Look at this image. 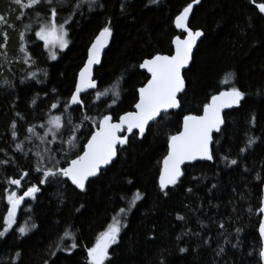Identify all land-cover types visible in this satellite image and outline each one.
<instances>
[{
  "label": "trees",
  "instance_id": "1",
  "mask_svg": "<svg viewBox=\"0 0 264 264\" xmlns=\"http://www.w3.org/2000/svg\"><path fill=\"white\" fill-rule=\"evenodd\" d=\"M194 1L159 0L156 4L152 0H98L102 7L93 6L95 11L88 12L85 6L83 18L77 17L69 24L71 42L55 61L43 51V43L36 41L31 32L27 33L30 50L40 45L29 67L19 51L20 33L25 31L28 20L17 19L20 13L11 0H0V15L14 26H0L5 27L9 37L7 59L2 57L4 63L0 64V85H3L0 87V159L11 157L14 161L0 167V231L8 211V179H18L28 172L21 180L19 195L33 184L41 189L36 199L25 203L7 237L0 239V264L13 261L87 264L86 249L95 244L113 217L119 218L120 209H127L137 193L142 199L127 212V227L121 231L120 242L109 250L110 260L106 264H259L264 95L257 93L264 90V15L257 4L264 0H200L193 9L189 28L204 35L190 68L183 75L186 87L180 95L181 108L153 124L144 139L131 137L130 145L118 149L115 162L88 182L84 192L77 191L68 181L60 185L40 184L41 174L34 170L36 157L14 151L16 142L12 140L10 124L17 122L18 139L23 141L28 135L27 127L45 123L53 102L61 103L55 114L61 113L63 103L74 92L91 43L105 26L112 29V43L101 66L95 70L94 79L99 88H106L123 74L120 100L112 108H98L92 103L93 97L86 93L83 96L91 107L73 112L72 119L80 123L82 114L87 113L98 120L107 111L117 121L131 112L138 99V89L148 80L139 65L155 55L173 53V39L183 37L175 19ZM70 11L69 7L59 9L58 21ZM107 21L111 24L107 25ZM32 73H37L42 82L28 79ZM226 78L230 80L228 84L223 83ZM233 86L245 92L246 98L241 107L224 114L221 132L213 136V160L185 166L182 183L170 187L169 195L164 196L159 188V176L170 136L180 131L185 115H200L213 95ZM95 120L85 122L80 131L93 133ZM37 132L43 135L44 129L37 128ZM89 137L80 136L78 147L69 158L82 153ZM250 138H255L256 143L247 148ZM45 147L54 150L56 158L66 165L60 143L41 145L33 138L32 144H25L26 150L32 148L34 152ZM64 148L67 151L66 145ZM224 157L236 159L238 164L229 165ZM258 174L260 179L256 178ZM249 208L253 210L251 213ZM178 216L183 219H177ZM26 222L28 226L35 224L36 228L20 237L18 228L26 226ZM221 223L224 229L219 227ZM237 228L241 230L239 234ZM65 229L74 233L77 247L56 251V243ZM225 240L230 243L225 244ZM237 240L238 247H231ZM64 243L70 245L71 241ZM219 246L225 249L221 256L216 255ZM181 248L187 251L181 253ZM249 252L253 255L249 256Z\"/></svg>",
  "mask_w": 264,
  "mask_h": 264
},
{
  "label": "snow or ice",
  "instance_id": "2",
  "mask_svg": "<svg viewBox=\"0 0 264 264\" xmlns=\"http://www.w3.org/2000/svg\"><path fill=\"white\" fill-rule=\"evenodd\" d=\"M158 4L159 0H152ZM11 3L19 10L17 19L23 22L27 18L28 22L24 24L25 31L20 33L22 46L19 51L23 54L24 63L32 66L33 57L36 55V48L29 49L27 41V33L31 32L36 41L43 42V51L52 61L58 59L59 53L65 51L69 44V24L73 23L77 17L83 18L84 8L87 6L88 12L95 11L99 5L98 0H11ZM199 4L200 0H195ZM64 7H69L71 11L68 16L62 21H58V11ZM259 12L264 14V3L257 4ZM193 5L189 4L183 9V12L175 19V25L178 29L187 33L186 39H181L179 36L175 38V55H155L152 58L145 59L139 67L150 73L151 78L148 83L138 89L139 100L135 104V112H129L119 117V122H113V116L105 113L100 114V118L95 120L87 113L82 114L81 122L75 123L72 119V114L79 111L81 108H90L91 104H87V97L81 94L87 92L88 89H95V93H88L89 97H93L92 103L97 104V107L105 106L106 108L114 107L120 100V84L123 81V74L117 81L106 87L99 88L93 80L92 72L93 65L100 63V52L107 46L108 40L112 37V29L110 26H105L99 33L94 44H92L89 53L87 64L79 73V79L75 86V91L71 95L69 101L63 103L60 114H55V110L61 107L59 101L53 102L49 109L48 119L44 124L32 125L26 128L27 136L23 141L18 139L16 132L17 122L13 121L10 124L12 140L15 141L14 151L28 156L32 153L36 157L35 172L40 173L38 177L40 184H57L60 185L65 181H70L76 189L81 192L86 190V184L90 178L101 175V169L106 168L118 156V147L123 149L125 145H130L129 137L133 139H144L146 131L150 130L152 123H160L171 115V110L181 108L180 94L185 92V79L182 71L188 67L192 59V50L196 41L204 35L201 31H190L188 27L189 14L192 12ZM123 10V7H122ZM107 25L111 21L106 22ZM14 27L8 24L3 15H0V26ZM0 49L4 52L0 53L6 60L8 33L5 27H0ZM231 76V74H229ZM28 79L36 80L41 83L37 73H32ZM229 79H225L223 83L228 84ZM4 84L11 85L8 81ZM3 85H0L2 87ZM257 95H264V90L258 91ZM246 98V93L239 88L233 86L230 90L222 91L219 95H213L211 102L203 108V115H185L183 118V131L178 135H172L168 141V152L163 160V168L159 178V188L164 196L169 195L167 191L170 187H176L182 183L181 178L185 175L183 166L185 164L194 165L196 161H212L213 153L210 150V145L213 144V134L221 132V126L225 123V117L221 115L224 109L239 108L241 102ZM110 100V102H109ZM32 105H36V98L32 100ZM73 105L79 108H72ZM71 109V111H70ZM20 119L24 117L17 114ZM253 123L255 117L252 118ZM95 120L94 133H83L80 129L85 122L91 123ZM37 128L44 129L43 135L37 132ZM135 130V131H134ZM79 133V136L76 135ZM121 133H126L121 135ZM90 135V139L84 145L83 154H77L76 158L71 159V152L78 147L80 136ZM51 137L49 140L48 138ZM33 138L39 140L41 145L49 143H60V151L64 154L66 165L62 164L56 158L54 150L45 147L42 151H33L32 148L25 149V144H32ZM256 143L255 138H250L247 143V148H251ZM64 145L67 146L65 151ZM2 151V150H0ZM245 151V149H241ZM7 156V153H5ZM229 165H237L236 159L227 160ZM14 164L11 157L0 159V167ZM247 170V169H246ZM29 175L28 172H23L18 179L10 178L8 183L15 185L16 188L21 187V180ZM260 179L259 174L256 177ZM131 183V181H130ZM215 187V185H213ZM40 187L33 184L27 187V190L22 195H17L15 191H11L7 195V203L9 205L7 215L3 218V230L0 231V239H5L12 229V225L16 222L17 210L26 198L36 199L37 193L40 192ZM192 191L191 188L188 189ZM142 199V196L137 193L129 202L128 208H121L119 218L113 217L112 223L107 226V229L99 234L95 244L87 248V264H106L110 260L109 250L120 242L121 231L127 227L126 214L136 206V202ZM253 210L249 208L251 213ZM259 213H264V200L261 201V206L258 209ZM177 219L182 220L183 217L178 216ZM224 229V224L219 225ZM36 225L32 224L18 228L20 237L26 236L30 231L35 230ZM237 234L241 231L237 228ZM259 237L261 247L258 251L259 264H264V220L259 223ZM179 239V237H178ZM74 233L70 229H65L62 236L59 237L56 243V251H66L75 249L77 244ZM65 241H71L70 245H66ZM225 244L230 241L225 240ZM239 240L232 243L231 247L236 248L239 245ZM187 249L181 248L180 252L184 253ZM225 249L219 246L216 252L217 256H221ZM54 255L55 253H51ZM16 257L19 258L20 253L17 252ZM249 256L253 253L249 252ZM12 264H17L13 261ZM163 264V262H161Z\"/></svg>",
  "mask_w": 264,
  "mask_h": 264
},
{
  "label": "water",
  "instance_id": "3",
  "mask_svg": "<svg viewBox=\"0 0 264 264\" xmlns=\"http://www.w3.org/2000/svg\"><path fill=\"white\" fill-rule=\"evenodd\" d=\"M192 5H193V8H192V12H193V9H194V7L197 5V3H195V1L193 2V3H191ZM259 10V9H258ZM183 12V11H182ZM181 12V13H182ZM192 12L189 14V18H188V27H189V21H190V18H191V15H192ZM180 13V14H181ZM179 14V15H180ZM264 15V14H263ZM176 26V25H175ZM177 28V27H176ZM190 29V28H189ZM177 30L178 31H180L182 34H183V37H180L181 39H186L187 38V33H185V32H183L181 29H178L177 28ZM190 31H193L194 32V30H191L190 29ZM196 31H199V30H196ZM101 32V31H100ZM99 32V33H100ZM99 36V34L95 37V39L93 40V42L91 43V45H90V47H89V49H88V53H89V50H90V48H91V46H92V44H94L95 43V41H96V39H97V37ZM176 38V37H175ZM175 38L173 39V41L175 40ZM202 39H203V36H201L197 41H196V44H195V46H194V48H193V50H192V59L190 60V62H189V65H188V67L187 68H185L183 71H182V75H184V73L186 72V71H188V69L190 68V66H191V64H192V61H193V58H194V55H195V52H196V50H197V48H198V45L200 44V42L202 41ZM173 41H172V47H173V53L171 54V55H167V56H172V55H175V44L173 43ZM111 43H112V37L108 40V42H107V46L106 47H104L103 49H102V51L100 52V63L99 64H96V65H93V72H92V76H93V80L95 81V79H94V73H95V70L97 69V68H99L100 66H101V64H102V61H103V58H104V55H105V53L107 52V50L110 48V46H111ZM87 60H88V54H87V59H86V61H85V64H84V66L87 64ZM84 66L82 67V69L84 68ZM81 69V70H82ZM80 70V71H81ZM140 70L141 71H143L147 76H148V80L151 78V76H150V73H148L146 70H144V69H141L140 68ZM80 73V72H79ZM79 73H78V76H77V80H76V83L78 82V79H79ZM148 80L146 81V83L143 85V86H145L147 83H148ZM96 82V81H95ZM97 83V82H96ZM76 86V85H75ZM142 86V87H143ZM186 87V86H185ZM74 91H75V89H74ZM93 91H95V89H88L87 90V92H84V93H82L81 95L83 96V95H85L86 93H89V92H93ZM138 92V91H137ZM74 93V92H73ZM184 93V92H183ZM183 93H181V94H183ZM180 94V95H181ZM217 95H219V94H217ZM138 100H139V93H138V99H137V102H138ZM136 102V103H137ZM211 102V99H210V101L208 102V103H210ZM135 106V105H134ZM72 107H76V105H73ZM235 108V107H234ZM234 108H230V109H224V111L221 113V115L222 116H224V114L226 113V112H229V111H231V110H233ZM136 111V109H135V107H133V109H132V111L131 112H135ZM177 111H179V109H174V110H171V113L172 112H177ZM129 113V112H128ZM127 114V113H126ZM200 115H203V111L201 112V114ZM114 123H116V122H119V119L117 120V121H113ZM153 124H155V123H152L151 125H150V127L153 125ZM224 125V124H223ZM223 125L221 126V128L223 127ZM96 131V130H95ZM94 131V132H95ZM135 131V130H134ZM183 131V120H182V123H181V128H180V131L176 134V135H178V134H180L181 132ZM93 132V133H94ZM147 132V131H146ZM126 133H121V135H125ZM146 134V133H145ZM215 134H217V133H214L213 134V136L215 135ZM131 137H129V139H130ZM89 139H90V137H89ZM87 143V142H86ZM127 145H125V147H126ZM118 147V149H120L119 148V146H117ZM124 147V148H125ZM211 147H212V145H210V150H211ZM167 152H168V149H167ZM83 154V152L80 154V155H82ZM167 155V154H166ZM116 160V159H115ZM115 160L112 162V164L115 162ZM164 160V159H163ZM196 162H208V161H196ZM195 162V163H196ZM112 164H110V165H108L106 168H102L101 169V173L105 170V169H107V168H109ZM188 164H185L184 166H183V168L185 167V166H187ZM162 168H163V161H162V164H161V169H160V173H161V171H162ZM96 177H94V178H90V180L88 181V182H90V181H92L93 179H95ZM159 178H160V176H159ZM70 184H71V182L70 181H68ZM87 185V184H86ZM72 187H74L75 188V186L74 185H71ZM76 189V188H75ZM77 191H79V192H81L79 189H76ZM82 193V192H81ZM23 194V193H22ZM21 194V195H22ZM30 198H26L23 202H22V204H21V206H20V208L17 210V214H16V219H17V217H18V215H19V213H20V211L22 210V208L24 207V205H25V203L29 200ZM262 200H264V185H263V189H262ZM8 208H9V205H8ZM261 214V220H264V213H260ZM259 233V232H258Z\"/></svg>",
  "mask_w": 264,
  "mask_h": 264
},
{
  "label": "rangeland",
  "instance_id": "4",
  "mask_svg": "<svg viewBox=\"0 0 264 264\" xmlns=\"http://www.w3.org/2000/svg\"><path fill=\"white\" fill-rule=\"evenodd\" d=\"M42 42V41H41ZM43 43V42H42ZM4 63V59H2V55H0V64L2 65ZM50 139H51V137H49ZM21 188V187H20ZM20 188H16V186L15 185H11L10 184V189H9V193L11 192V191H15L16 193H17V195H19V191H20ZM8 193V194H9Z\"/></svg>",
  "mask_w": 264,
  "mask_h": 264
}]
</instances>
